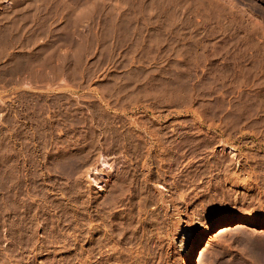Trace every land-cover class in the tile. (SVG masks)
<instances>
[{
  "label": "rangeland",
  "instance_id": "obj_1",
  "mask_svg": "<svg viewBox=\"0 0 264 264\" xmlns=\"http://www.w3.org/2000/svg\"><path fill=\"white\" fill-rule=\"evenodd\" d=\"M237 2L255 18L231 0H0V264H188L210 225L264 220V0ZM237 227L192 264H264V227Z\"/></svg>",
  "mask_w": 264,
  "mask_h": 264
},
{
  "label": "bare ground",
  "instance_id": "obj_2",
  "mask_svg": "<svg viewBox=\"0 0 264 264\" xmlns=\"http://www.w3.org/2000/svg\"><path fill=\"white\" fill-rule=\"evenodd\" d=\"M231 3H232V5L235 7V8H237L238 10H240V11H242V12H244L246 15H248L249 17H253V18H255L254 17V13L252 12V11H250V10H248V9H246V8H244L239 2H237V0H231ZM19 113V112H18ZM13 115V114H12ZM16 115V114H15ZM52 116V115H51ZM48 117V116H47ZM23 118V117H22ZM12 119V118H11ZM15 119V118H14ZM10 120V119H9ZM16 121V120H15ZM16 127V126H15ZM20 128V127H19ZM10 130V129H9ZM13 130V129H12ZM25 131V130H24ZM23 133V132H22ZM18 134V133H17ZM20 134V133H19ZM27 134V133H26ZM24 135V134H23ZM14 138V137H13ZM16 138V137H15ZM9 140V139H8ZM31 140V139H30ZM27 142H28V140H27ZM13 143V142H12ZM122 143V142H121ZM26 144V143H25ZM41 144H42V142H41ZM123 145V144H122ZM27 147V146H26ZM43 148H44V146H43ZM147 148V147H146ZM150 148V147H149ZM28 149V148H27ZM46 149V148H45ZM10 150V149H9ZM47 150V149H46ZM145 150V148H142L141 146H137V148H136V152H142V151H144ZM223 150H225V151H230L231 152V154H233L234 156H235V150L232 148V147H224L223 148ZM22 151V150H21ZM28 151V150H27ZM51 151V150H50ZM9 153H10V151H9ZM49 154V153H48ZM12 155V154H11ZM100 158V157H99ZM103 158V157H102ZM135 160V159H134ZM106 158H103L102 159V162H101V166L103 165H107L106 164ZM131 161H132V159H131ZM129 162V161H128ZM147 163H148V161L147 160H145V162H144V166L147 168V169H149L150 167H149V165H147ZM61 164V163H60ZM111 165V164H110ZM123 166H124V164H122ZM121 165V166H122ZM132 167H134L135 169H138L139 168V160L138 159H136L135 161H133L132 162ZM108 166V165H107ZM106 166V167H107ZM13 167V166H12ZM35 167V166H34ZM60 167V166H59ZM105 167V168H106ZM96 168V167H95ZM102 168V167H101ZM122 168V167H121ZM103 169V168H102ZM116 170V169H115ZM69 171V170H68ZM104 171V170H103ZM138 171V170H137ZM30 172V171H29ZM123 172V171H122ZM121 172V173H122ZM16 173V172H15ZM14 173V174H15ZM124 173V172H123ZM11 174V173H10ZM102 175H103V173H101ZM16 175V174H15ZM24 175V174H23ZM124 175V176H123ZM122 176V179L124 178L125 179V177H126V175H128V173H126V174H123ZM107 176V175H106ZM2 177V176H1ZM19 177V176H18ZM150 175H147V180L149 181L150 180ZM21 178V177H20ZM138 178V177H137ZM3 179V178H2ZM9 179V178H8ZM18 179V178H17ZM123 179V180H124ZM128 179V178H127ZM90 180V179H89ZM129 180V179H128ZM146 180V179H145ZM4 181V180H3ZM30 181V180H29ZM117 181V180H116ZM119 181H121V180H119ZM14 182V181H13ZM22 182V181H21ZM90 182V181H89ZM118 182V181H117ZM125 182V181H124ZM127 182V181H126ZM152 182V181H151ZM7 183V182H6ZM15 183V182H14ZM122 183V182H121ZM143 183H144V181H143ZM1 184V183H0ZM10 184V183H9ZM12 184V183H11ZM91 184L93 185V184H101V182L96 178V177H91ZM146 184V183H145ZM145 184H143L144 186H145ZM13 185V184H12ZM30 185V184H29ZM118 185V184H117ZM13 186H15V185H13ZM103 186V185H102ZM123 186V185H122ZM106 187V186H105ZM26 188V187H25ZM115 188V187H114ZM19 189V188H18ZM17 189V190H18ZM100 189L101 190H104V188L103 187H100ZM108 189V188H107ZM111 189V188H110ZM120 189H121V191H120ZM2 190V189H1ZM21 190V189H20ZM126 190V189H125ZM146 190V189H145ZM10 191V190H9ZM91 191V190H90ZM98 191V190H97ZM107 191V190H106ZM10 192H12V191H10ZM94 192V191H93ZM126 192H127V190H126ZM104 193V192H103ZM108 193V192H107ZM111 193V192H110ZM13 194H14V192H13ZM16 194V193H15ZM20 194V193H19ZM25 194V193H24ZM126 193L124 192V191H122V187L121 188H119V187H117L116 188V190L115 191H112V195H109V193H108V195H109V197H110V199H105L106 201L107 200H109V201H111V202H109V201H107V202H109L108 204H111L112 206H117L118 204H120V203H122V202H124V201H126L127 199H128V195L126 196L125 195ZM2 195V194H1ZM7 195V194H6ZM12 195V194H11ZM32 195V194H31ZM92 195V194H91ZM130 195V194H129ZM103 196L105 197V195L103 194ZM148 196V195H147ZM8 197V196H7ZM28 197V196H27ZM30 197V196H29ZM151 197V196H150ZM93 198V197H92ZM95 198V197H94ZM101 198H102V195H101ZM100 198V199H101ZM130 198V197H129ZM146 198V197H145ZM18 199V198H17ZM97 199V198H96ZM103 199V198H102ZM134 199V198H133ZM143 199V198H142ZM141 199V200H142ZM160 199H162L161 197H160ZM23 200V199H22ZM90 200V199H89ZM129 200V199H128ZM148 200V199H147ZM6 201V200H5ZM8 201V200H7ZM36 201V200H35ZM91 201V200H90ZM105 201V202H106ZM130 201H132V200H130ZM163 201V200H162ZM98 202V201H97ZM100 202V201H99ZM102 202H104V200H102L101 201V203ZM139 202V201H138ZM52 203V202H51ZM95 203V202H94ZM20 204V203H19ZM55 204V203H54ZM88 204H89V202H88ZM104 205H105V203H103ZM107 204V203H106ZM123 204V203H122ZM9 205V204H8ZM18 205V204H17ZM98 205L100 206V204L98 203ZM102 205V204H101ZM141 205V204H140ZM143 205V204H142ZM91 206H93V204H91ZM98 206V207H99ZM136 206V205H135ZM9 207V206H8ZM95 207V206H94ZM17 208V207H16ZM20 208H21V206H20ZM92 208V207H91ZM105 208V207H104ZM138 208V207H137ZM9 209V208H8ZM100 209V208H99ZM4 211H6V209H4ZM108 211H109V209H108ZM22 212V211H21ZM24 212V211H23ZM7 213H8V211H7ZM28 213V212H27ZM135 213H136V211H135ZM94 214V213H93ZM96 214V213H95ZM91 215H92V213H91ZM110 215V214H109ZM113 215V214H112ZM3 216V215H2ZM101 216V215H100ZM20 217H21V215H20ZM103 217V216H102ZM3 218V217H2ZM52 218V217H51ZM107 219V218H106ZM114 219V218H113ZM30 220V219H29ZM103 220V219H102ZM27 221V220H26ZM95 221V220H94ZM92 222V221H91ZM90 222V223H91ZM114 222V221H113ZM95 223V222H94ZM112 223V222H111ZM110 224V223H109ZM118 225V224H117ZM243 225H248V226H255V227H260V226H262V227H264V220H261V219H256V218H253V217H236V218H228V219H225V220H223V221H221V222H219V223H216V224H212V225H210L205 231H204V233H202L198 238H197V241L193 244V246L191 247V249L189 250L188 248H186L185 249V251H186V253L188 254V260H187V262H188V264H192L193 262H195V260H196V258H197V256H198V254H199V252H201V251H199L200 250V248H201V246H202V244L205 242V240H206V238H208L210 235H212V234H214L217 230H218V228H220V231L221 232H226V231H228V230H230V229H232L234 226H238L237 228H240V227H242ZM17 227V226H16ZM29 227V226H28ZM109 227V226H108ZM34 228V227H33ZM121 228V227H120ZM181 228V227H180ZM20 229V228H19ZM93 229V228H92ZM105 229V228H104ZM120 230V229H119ZM122 230V229H121ZM123 231V230H122ZM34 232V231H33ZM118 233V232H117ZM16 234V233H15ZM25 234H27V233H25ZM29 234V233H28ZM110 234V233H109ZM20 236V235H19ZM10 237V236H9ZM28 237V236H27ZM94 237V236H93ZM28 239V238H27ZM32 239V238H31ZM30 239V240H31ZM188 239H190V237H188ZM10 241V240H9ZM20 242V241H19ZM22 242V241H21ZM14 243V242H13ZM16 243V242H15ZM29 243V242H28ZM18 245V244H17ZM31 245V244H30ZM21 246V245H20ZM16 247V246H15ZM34 247H35V245H34ZM8 252V251H7ZM10 252V251H9ZM30 253V252H29ZM27 255V254H26ZM12 256V255H11ZM23 256V255H22ZM1 257V256H0ZM21 258V257H20ZM198 259V258H197ZM21 260H23V259H21ZM141 263V262H140Z\"/></svg>",
  "mask_w": 264,
  "mask_h": 264
}]
</instances>
